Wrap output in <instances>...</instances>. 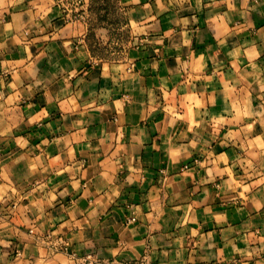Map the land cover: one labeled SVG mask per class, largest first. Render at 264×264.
I'll return each mask as SVG.
<instances>
[{"label":"clouds","instance_id":"obj_1","mask_svg":"<svg viewBox=\"0 0 264 264\" xmlns=\"http://www.w3.org/2000/svg\"><path fill=\"white\" fill-rule=\"evenodd\" d=\"M25 2L26 0H0V68L12 75L10 84L5 82L3 76H0V139L4 141L5 148H10L7 155H0V259L10 257L13 252H17L13 259L7 261V264H121V261L116 260L115 257L127 250L139 256V253L135 252V246L139 245L146 248L145 264H151L152 254L157 250L156 237L150 235L152 240L150 246L147 242H133L132 244L122 242L117 249H107L113 256V260L109 261L100 259L108 241L104 240L103 236L95 239L86 235L90 230L93 236L96 231H100L98 217L103 213L105 204L108 203V199H115L120 195L119 177L126 166L133 173L137 171L132 167L135 154L149 138L146 126L140 127L139 124L127 119L126 109L129 112H135V108L131 107L135 101L130 93L140 86L144 92L148 93L149 102L152 105L163 106L157 104L160 98L155 95L158 90L155 85L151 89L143 88L142 73L147 66L136 71L131 59H114L104 52H97L95 57H92L85 43V38L89 34L87 21L93 15L88 11L92 0H28L26 12L23 10ZM127 6L131 7L127 13H124V16L129 23H121L119 31L123 33L130 30L133 41L140 35L147 37V30L159 25V17L171 13L170 22L181 26L180 43L173 44L177 52H180L181 47L191 48L194 33L189 29V25L198 24L199 20L195 13L205 10H207L205 23L211 22L216 26L217 31L225 36V39L219 41L221 46H227L228 38L238 36L244 31H251L253 34L261 32L262 39H264V29H257L256 21L253 20V13H255L256 20L264 21V11H261L264 8V0H209L208 3H205V0H195L194 4L193 0H147V3L143 4L141 0H127ZM221 6H225L226 10L215 11ZM124 7L126 5L122 4L121 12ZM13 8H20L22 11L12 16V22H5L4 15H11L10 9ZM81 11L83 15L69 23L67 29L56 27L55 21L63 17L65 13L68 19H71L73 12L79 14ZM181 11H189L193 15L180 17ZM133 12H142L143 15L139 20H134ZM25 14L29 17L27 21L22 20ZM49 28L53 29V32L45 34ZM92 31L97 35L100 47L103 48V44L108 40V28L98 27ZM70 34L79 38V47L76 48L75 56L72 55V41L66 39ZM33 35L34 38L30 39L29 37ZM173 35H175V29H169L154 43L163 46L164 38H171ZM58 38L62 39L63 52L67 54L70 62L77 59L81 62L92 59L93 67H102V75L104 79L112 81V87L105 86L99 91L91 90V84L98 83L100 77L89 75L87 70L78 71L79 65L77 64H73L71 71L61 66V51L51 47ZM40 42H44L45 47L38 48L34 56L31 48ZM144 43L151 44L153 41L145 39ZM17 47L25 52L23 59L19 61L2 59ZM156 51L159 52V49ZM242 55L248 56L250 62L259 58L260 51L257 50L255 41L245 40L243 43L237 41L232 51L228 52V56L237 66L241 63L239 57ZM175 59L179 68L174 75L181 77V84H174L169 90L167 85L171 82L170 78H160L159 88L167 94L168 106L165 110L171 117L163 132L165 136L163 143L166 146L165 151L171 156V164L179 163L181 154L192 155L189 149L198 151L205 155L206 160L203 164L199 161L196 163L199 168L207 172V176L202 177L200 183L205 185L213 183L221 191L230 190L235 193L231 199L235 204L240 205L236 207L237 214L243 212L250 203L255 204V210L259 213L264 209V132L254 135V130L257 123L264 125V81L259 79L255 81L259 86L262 103L254 109L251 93L247 91L251 85H246L242 89L237 87L241 83L240 79H225L224 107L222 113L216 115L208 110L209 105L215 106V96L205 99L203 94L196 93L193 83L198 79H206L205 87L212 84V76L196 75L197 73L202 74L207 67L204 54H201L199 58L193 54L188 60H183L178 55ZM42 60L47 61L43 67L40 66ZM222 66V64L214 63V75L219 74ZM251 66L256 68L254 63ZM151 67L158 70V63H153ZM50 68H55L56 72H50ZM58 77L63 78L64 87L52 93L50 85L56 82ZM73 79L76 81L74 86L71 83ZM38 90L48 92L52 102L60 105L63 110V120H67L70 116L78 117L70 126L75 129L74 136H60L53 140L43 138L41 145L37 146L30 143L35 138L33 134L23 133L25 129L33 126L46 128L50 134L55 136L52 128L54 114L48 111L47 106L35 116L26 115L25 109L21 107L26 103L30 113L35 106L31 101L34 100ZM86 90L89 95L84 98L83 93ZM117 90L129 94L123 95L119 100H113V94ZM182 90L185 96L181 103ZM241 92L246 94L241 95ZM97 111L102 116L104 113L115 111L117 114L114 117L117 121L115 131L103 129L100 137H97L95 132L88 134V129L92 127L94 121L91 113ZM152 111L155 112L156 107ZM43 120L50 122L44 124ZM248 120H251V123H247ZM54 122L57 125L60 124V121ZM141 122L146 124L145 121ZM183 123L188 125L186 130L178 131V125ZM225 126L227 130L221 140L219 134L225 130ZM209 128H211L210 133ZM189 132L192 133L193 139L177 147L174 141L187 140ZM17 133L22 134L17 135ZM205 135L209 138L205 139ZM36 136L38 137L39 133ZM93 139H99L100 144L107 150L105 153L107 159L103 168L98 163L101 155L100 147H93ZM213 142L221 148L231 147L238 151H234L232 157L224 151L217 156L212 149ZM13 143L16 145L15 148L10 147ZM52 144L58 148V154L55 157L45 150V146ZM81 144L84 145L81 152L85 155L95 153L87 169L83 159L76 160V150ZM61 145L63 147H60ZM37 149H39V154H37ZM65 150H67V155H65ZM3 151L4 149H0V152ZM20 165H23V168H20ZM64 174H67L69 179L59 180V177ZM198 174L196 168H186L183 170L181 179L183 181L191 177L195 180ZM225 176L228 179L225 180ZM217 177L222 180V183L215 184ZM69 186L71 191H69ZM93 187L97 188L99 193L95 198L89 195ZM204 191L205 201H207L212 194L207 188ZM81 192L89 198L91 222H89V217H84L82 220L76 219L81 213L78 207L79 200H72L71 207L63 204L65 198L73 197ZM25 199L29 202L27 205L22 203ZM9 202L14 207H6ZM195 203L193 202V205ZM57 207L62 210L61 214L53 217L50 210ZM204 210L206 215H217L210 207L205 206ZM28 213H31L34 219L30 220ZM64 213L71 215L72 219L65 221ZM153 213L152 229L159 230L158 221L166 213L162 205H157ZM192 213H194V206L190 205L185 210V216L176 225L178 229L182 226L186 227L188 222H195ZM135 214L137 217L140 216V207L135 208ZM226 216L227 213L219 214L220 219H226ZM57 221L60 223V228L52 231ZM22 225L28 228L27 232L20 231ZM132 231L137 232L138 230L133 229ZM231 231V227L225 230V232ZM45 232L48 235H45ZM191 232L192 236H197L199 226ZM214 235V232H210L202 237L200 246L207 242L209 249L214 247V243L211 242ZM13 239L24 245L22 251H17L18 245L13 244ZM222 239L227 240V235L222 233ZM249 239L247 235L243 237L245 243H248ZM259 239L264 243V237H259ZM181 241L182 237L177 240V243ZM227 244H232V241H227ZM232 247L235 253L246 257L244 264L264 251V247L252 251L241 250L234 244ZM85 249L88 254L80 257L79 253ZM162 255L167 257L169 253L164 251ZM176 255L179 259L181 251L178 250ZM256 264H264V260H257Z\"/></svg>","mask_w":264,"mask_h":264},{"label":"crops","instance_id":"obj_2","mask_svg":"<svg viewBox=\"0 0 264 264\" xmlns=\"http://www.w3.org/2000/svg\"><path fill=\"white\" fill-rule=\"evenodd\" d=\"M209 0H205L208 3ZM147 3V0H141V4ZM195 0H193V4ZM126 5L121 12V5ZM28 7V0H26L24 5V11L26 12ZM131 6H127V0H117V11L124 15L130 10ZM239 7V4H237ZM226 10L225 6L215 9L217 12H223ZM22 11L20 8L10 9V14L4 15L5 22H12V16L18 14ZM57 11V10H54ZM206 11H201L195 13L198 17V24L189 25V29L194 33L191 42V48L181 47L180 52H177L173 47V44L180 43L181 37L179 33L181 32V26L170 22L172 18L171 13H166L159 17V25L153 26L147 30V37L140 35L135 41L132 39L131 31H127L128 36L125 41V48L122 51H114L111 56L114 59L126 58L131 59L135 64V70L140 71L145 66L146 69L143 71V88L151 89L153 85L158 89L155 95L159 97L158 105L163 106L157 107L149 102V96L147 92L138 86L137 90L131 92L130 95L134 98V103L131 107L135 108V112H129L126 109L127 119L131 122L139 124L140 127H147L149 138L145 141L142 148H140L135 154V160L132 167L136 168L137 171L133 173L127 166L124 169L123 174L119 177L120 179V195L115 199H108V203L104 206V211L98 217V223L101 226L100 231H96L93 234L91 230L86 235L92 238L100 239L103 236L104 240L108 241L105 245V250L103 255L100 257L101 260L107 259L109 261L113 260V256L107 249H117L121 246V243L132 244L133 242H147V245L152 244L150 235L156 237L157 250L152 254L151 264H244L246 257L241 256L233 251L232 244L236 248L241 250L252 251L264 247V243L261 242L259 237H264V209L259 213L255 210V204L250 203L244 211L237 214L236 207L240 206L235 204L231 199L235 193L230 190L221 191L214 186L213 183L201 184L200 180L202 177L207 176L205 169L199 168L197 161L203 164L206 160L205 155L200 154L198 151L189 149L192 155L181 154L179 158V163L172 165L171 156L165 151L166 146L163 141L165 136L163 135L164 129L170 121L171 117L166 112L168 106V101L166 99V93L159 90L160 88V78L169 79L167 87L169 90L172 89L174 84H181V77L174 75L178 70L179 65L176 61V57L179 55L183 60H188L193 54L196 58H199L201 54L205 56V63L207 67L202 74L197 73L196 75H202L203 77L212 76L213 81L210 86L205 87L206 79H198L193 83L195 84V91L197 94H203L205 99H209L213 95L215 96V106L209 105V112L219 115L223 111L224 107V96L223 87L225 79H240L241 83L237 85L238 88H244L246 85H251V88L247 91L251 93L252 107L258 108L262 100L260 99V90L258 84L255 82L257 79L264 81V39H262V33L257 32L253 34L251 31H244L238 36H234L227 39V46H221L219 41L225 39V36L221 35L214 24L211 22L205 23ZM264 11V8L261 9ZM143 15L142 12H133L132 18L134 20H139ZM193 13L189 11H181L179 13L180 17H190ZM29 19L28 15L25 14L22 17L23 21ZM125 24H128V19L124 16ZM77 19H68L67 13L63 17L58 18L55 21L56 27L59 29H67L68 24L72 23ZM253 20L256 21L257 29H264V21L256 20V15L253 13ZM175 29V35L171 38H164L163 46L155 44L154 41L167 32L169 29ZM199 30L198 32L196 30ZM53 29L49 28L48 33H52ZM34 38L33 36L29 37ZM66 39L72 41V55H76V48L79 47V38L75 35H68ZM145 39L153 41L151 44L144 43ZM245 40L251 42L255 41L257 50L260 51V56L258 59L251 61L248 56L242 55L239 57L241 63L237 66L234 65L232 58L228 56V52L232 51L233 45L237 43H243ZM85 43L88 45L91 51L92 57L97 54L92 50V46L88 40V36L85 38ZM45 43L40 42L32 46L31 53L35 56L37 54L38 48H44ZM51 47L56 48L61 51L60 64L71 71L73 64L79 65L78 71L87 70L89 75H94L100 77L99 82H93L91 84V90L99 91L105 86L111 88L112 81L110 79H104L102 75V67H93V60L87 59L83 62L80 60L69 61L67 54L63 52L62 49V39L58 38ZM159 49V52L156 51ZM243 51V50H242ZM25 52L20 48H13L12 53L4 56L2 59L8 61H19L25 57ZM153 63H158V70H154L151 65ZM214 63L222 64L223 66L219 70V74L214 75ZM254 63L256 68L254 69L251 65ZM47 64L46 60L40 62V66L43 67ZM50 72H56L55 68H50ZM0 76H3L5 82L10 84L12 81V75L10 73H5L2 68H0ZM242 78V79H241ZM88 79V77H85ZM186 79V78H185ZM73 86L76 81L73 79L71 81ZM52 93H55L59 89L64 87L63 78L58 77L56 82L51 85ZM215 89V93L213 90ZM7 91V90H6ZM143 92V94H142ZM129 93L117 90L113 94V100H119L123 95ZM245 92H241V95H245ZM89 95L88 90L84 91L83 96L87 98ZM185 93L183 90L180 93L181 103ZM35 106L31 109L29 113L27 104H22L21 107L25 109L26 115L35 116L41 112V109L46 107L48 111L53 115L52 128L55 136L49 133L46 128H37L35 126L25 129L23 134L31 132L35 138H33L30 143L33 146L41 145L42 139L47 138L48 140H53L60 136H74L75 129L70 128L73 121L78 119L77 116H70L67 120L62 119L63 110L60 105L52 102L51 97L48 92L44 90H38L34 100L31 101ZM114 107V106H113ZM156 107V111L153 112V108ZM117 114L115 111L110 113H104L102 116L100 112H92L91 116L94 118L92 127H89L88 134L91 135L93 132L96 133L97 137H100L103 129H110L115 131V124L117 121L114 117ZM54 121H60L57 125ZM103 121V122H102ZM141 121H145L142 123ZM49 120H43L44 124H48ZM251 123V120L246 121ZM187 123L178 125V131H184L187 128ZM130 130V129H129ZM225 130L220 132V139L222 140L225 136ZM235 130V129H233ZM211 132V128L208 129ZM264 132V125L257 123L255 125L254 135H259ZM39 133L37 137L36 134ZM22 133H17L20 135ZM205 139H208V135H205ZM193 139L192 133H188V139L185 141L177 140L174 144L179 147L181 143H189ZM127 143V140L125 141ZM92 145L94 148L100 147V159L99 166L103 168L105 160L107 159L106 149L100 144L99 139H93ZM15 148L16 145L13 143L10 146ZM60 147H63L61 145ZM84 145L81 144L76 150V160L83 159L85 161V168H89L92 163L95 153L91 155H85L81 152ZM0 149H4L0 152V155H7L10 148H5L4 141L0 139ZM212 149L218 156L222 151L227 152L229 157L233 156L234 151L238 149H233L231 147L221 148L218 144L213 142ZM45 150L55 157L58 154V148L55 144L51 146H45ZM114 151V149H113ZM37 154H39V149H37ZM65 155H67V150H65ZM124 163V161H122ZM23 168V165L19 166ZM223 167V165H221ZM186 168H196L199 174L193 180L191 177L186 178L182 181L183 170ZM142 169V171H141ZM242 174V172H241ZM67 174L59 177V180H68ZM224 179H228L227 176ZM83 182V181H82ZM222 183V180L217 177L215 184ZM212 194L211 198L205 201V191ZM69 191L71 188L69 186ZM98 189L91 188L89 195L95 198L98 195ZM77 199L79 200L78 207L81 209V213L77 215V220H82L84 217H89V222H91L92 217L89 216L90 201L89 198L85 196L83 192L76 194L73 197L65 198L63 204L66 207H71V201ZM193 202H196L193 205ZM22 203L27 205L28 200H23ZM157 205L163 206V211L166 215L158 221L160 224L159 230L152 229V216L153 209ZM194 206L195 222H188L186 227L177 228V224L180 223L181 218L185 216V210L190 206ZM205 206L210 207L212 212L217 214L206 215ZM6 207H14L11 202ZM140 207L141 214L139 217L135 214V208ZM181 209V210H176ZM53 217H58L61 214V209L57 207L54 210H50ZM99 211V209H98ZM227 213L226 219H220L219 214ZM28 218L34 219L31 213H28ZM133 217L134 221L127 222V219ZM15 219V217H13ZM72 217L68 213H64V220L69 221ZM199 226V234L197 236H192L191 230L197 229ZM47 227V225H45ZM231 227V232H225L226 229ZM60 228L59 221L56 222V227L52 231ZM136 229L137 232L132 230ZM21 232H27L28 228L26 226H20ZM67 231V229H65ZM214 232L215 235L212 238V243L214 247L209 249L208 243L205 242L203 246H200L202 237L206 236L208 233ZM222 233L227 235V240L222 239ZM45 235H48L45 232ZM247 235L250 239L248 243H245L243 237ZM182 237L181 243H177V240ZM255 237V238H254ZM227 241H232V244H227ZM13 244L18 245L17 251H22L24 245L18 240L13 239ZM227 244V246H226ZM79 247V245H76ZM98 251L99 246H98ZM181 251V257L177 258V251ZM71 251V249H69ZM167 251L169 255L164 257L162 253ZM135 252L139 253V256L133 254L131 250L124 251L122 255L116 256L115 259L121 261V264H126L127 262H133L139 260L146 255V248L144 246H135ZM88 254L87 249L81 251L79 256ZM17 255V252H13L10 257H5L0 259V264H7L8 260L13 259ZM257 260H264V251L260 252L259 256H254L251 260L247 261V264H256Z\"/></svg>","mask_w":264,"mask_h":264},{"label":"rangeland","instance_id":"obj_3","mask_svg":"<svg viewBox=\"0 0 264 264\" xmlns=\"http://www.w3.org/2000/svg\"><path fill=\"white\" fill-rule=\"evenodd\" d=\"M88 11L93 14L87 21L89 25L88 40L92 50L96 53L104 52L108 55H111L114 51H122L125 48L128 33L127 31L123 33L119 31V26L121 23L125 24V19L124 15L117 11V0H92ZM81 15H83V11L79 14L73 12L71 18L78 19V16ZM98 27L108 28V40L103 44V48L100 47L97 35L92 31Z\"/></svg>","mask_w":264,"mask_h":264},{"label":"built area","instance_id":"obj_4","mask_svg":"<svg viewBox=\"0 0 264 264\" xmlns=\"http://www.w3.org/2000/svg\"><path fill=\"white\" fill-rule=\"evenodd\" d=\"M134 220L135 219L133 217H130V218L127 219V222L134 221ZM85 255H83L81 257H84ZM126 264H145L144 257L139 259V260L133 261V262H127Z\"/></svg>","mask_w":264,"mask_h":264}]
</instances>
